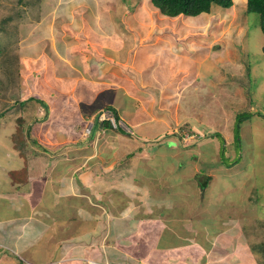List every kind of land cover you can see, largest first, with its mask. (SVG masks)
<instances>
[{"label":"rangeland","instance_id":"rangeland-1","mask_svg":"<svg viewBox=\"0 0 264 264\" xmlns=\"http://www.w3.org/2000/svg\"><path fill=\"white\" fill-rule=\"evenodd\" d=\"M43 1L45 5L38 9L40 1L33 0L29 7L22 8L19 17H15V12L21 7L17 4L18 0H0L2 36L3 25H9L7 29L10 30L7 31L10 35L18 36L21 50L16 49V60L10 65L12 71L4 73L0 59V79L9 84V81L17 76L20 98L34 99L30 102L27 100L17 112L13 110L7 115L0 114V176L3 169L18 167L20 164L9 138L17 125L16 118L21 115L25 118V126H31L29 133L39 147L30 144L32 152L29 151V158H33L39 168L42 163L47 166L51 164L52 171L58 177L61 176L59 166L66 171L67 167H70L67 175L63 176L64 179L57 182L61 187L68 185L76 195H73V198L77 201L80 199L79 202L83 204L91 202L94 209V199L97 198L102 210L111 215L116 214L113 216H118L126 208L131 210L130 212H136V237L132 240L120 238V230L117 229L115 234H118V237H114L110 223L105 225L106 233L92 239L96 244L102 245V248L109 244L116 245L122 256H129L128 264H264L263 254L256 255L253 252L259 247L258 243H264V233L258 234L259 231L257 233L254 230V224L264 222V36L258 26L257 15L243 16L246 1L233 0V5L226 10L214 8L203 16L182 15L170 20L167 17L160 19L162 15L149 0L144 1L142 5L138 0H120L117 5L113 0H89L100 12L96 18L101 19L96 27L107 24L104 21L106 17L112 27L118 30L124 29V25L129 26V20L130 23L139 21V24H142L146 16H150L153 28L146 34H154V28H158L164 31L162 46L167 47L169 43L175 44L176 41L172 51H178L180 56L175 59L166 57V61L173 63L174 68H182L183 75L179 74L177 78L182 77L181 82L188 83L182 89L183 96L173 97L171 103L167 101L169 107L163 109L164 112H153L158 110L157 107L148 110L150 117L157 122L154 126L150 125L154 128L147 132L151 133L150 137L141 136V133L146 131L144 127H132L124 116L125 122L119 118L118 125L126 135L109 139L113 148L110 145H101L100 148L97 146L96 151L108 153L104 162H100L103 158L96 160L94 157H85L86 153H93L95 148L91 149L92 145L87 140L86 143L77 144L79 126L52 131L48 126L55 124L54 119L52 123L47 124L44 119L49 120V111L45 114V108L34 102L35 99H41L48 109L61 111L56 114V120L58 116L61 122L57 124L64 126L69 123V118L72 120L78 113H68L73 108L77 107V111L83 109L89 114L101 101L104 103L99 109L101 114L102 110L106 111L110 105L109 96L102 95V86L96 87V91L78 93L71 73L66 71L65 66L52 63L53 59L44 47L49 40L48 36L51 39L54 37L63 40L64 35L68 33L65 26L62 27L63 21L60 19L51 27L49 19L52 20V14H45V7L54 12L59 11V18L61 12L79 9L83 0ZM114 2L117 3L115 0ZM120 4L126 8L125 17ZM38 11L44 13V23L48 25V29L45 26L41 29L43 33L39 30L41 27L37 28L35 21L29 18L30 14ZM84 17L85 23L95 19ZM25 20L26 22H23ZM247 20L250 23L249 28ZM17 23H20L19 33L15 32ZM93 24L92 20L91 25ZM90 32L93 31L87 30V35L83 34L82 37L89 36ZM171 33H177V37H172ZM142 40L146 41L147 37L144 36ZM30 44L36 47H31ZM38 46L40 49H36ZM86 49L90 50V46ZM196 49L200 51L197 52V57L193 58L191 54ZM168 50L170 51V48ZM168 50L166 51L169 52ZM131 53L132 49L130 55ZM51 75H54V79ZM101 76L103 77V74ZM247 78H250V81ZM183 84L180 85L183 87ZM178 87L181 90V87ZM96 92L98 94L94 97ZM82 100L84 102H81ZM110 100L115 104L128 103L123 90L111 94ZM2 101L6 100L0 97L1 105ZM176 102L180 103V107L173 106ZM167 105L164 102L159 109ZM243 112L253 115L234 129L235 116ZM83 122L86 125L83 134L86 136L89 118L85 117L80 123ZM159 126H165L166 133L154 137ZM216 133L222 137V143ZM236 133L240 138L238 149L233 142ZM168 134H175L177 138L181 135L182 139L178 141L176 137L168 138ZM211 134H216L215 137L218 138L209 137ZM206 135L208 137L204 138ZM165 138L171 139L174 144L167 147L163 143ZM64 141L67 142L63 143ZM220 143L226 156L233 160L238 157V164L231 168L208 169L207 175L211 176V181L204 196H201L196 188L194 174L199 175L200 168L212 167L218 162L216 154ZM59 152L69 154V159L60 163ZM221 154H224L223 151ZM186 162L188 169L185 168ZM52 179L56 178L51 177L50 180ZM179 179H182L183 183ZM183 184L193 193H189ZM100 189L101 195L98 194ZM2 200L0 195V208L3 210ZM12 202L19 204L22 201ZM55 207L58 213L59 206ZM61 214L63 215V212ZM49 219L46 221L49 222ZM122 222L125 224L124 221H119ZM40 228L41 238L30 244L29 250L26 246H21L16 248L18 256L12 251L2 254V257L9 259L6 260L7 264H17L19 261L24 264H36L38 261L44 263L43 261L55 258V245L59 243L56 238L63 237L65 230L62 226L48 230L47 226L41 225ZM75 230L76 228L72 227L69 236ZM125 233L129 234L130 231ZM2 237L8 239L7 235L2 234ZM53 237L56 239L54 242ZM10 254L15 259H12ZM88 255L90 253L87 252L86 256ZM98 260L103 261L104 258ZM83 262L86 263L85 260Z\"/></svg>","mask_w":264,"mask_h":264},{"label":"crops","instance_id":"crops-1","mask_svg":"<svg viewBox=\"0 0 264 264\" xmlns=\"http://www.w3.org/2000/svg\"><path fill=\"white\" fill-rule=\"evenodd\" d=\"M39 1L38 9L40 6L43 7L45 5L43 4V0ZM115 1H117V3L113 0L115 5L120 3V0ZM121 1L124 2V0ZM144 1L146 0H138V3L142 5ZM245 1L247 0H244V2ZM119 6L124 10L123 17H125V6L122 4ZM45 8V14L50 12L52 14V20L49 19L51 27L52 24L54 26V23H57L58 19H60L63 21L62 27L64 25L65 29L68 30L63 40L54 39V37L51 39L48 36L49 40L47 41V45L45 46L44 44L51 59H53L52 63L55 62L58 66H65L66 71L71 73L72 82L78 93L84 94V91H96V87L102 86V95L109 96V107H112L116 111L118 117L124 122L126 118L128 120L127 122L132 127H137L138 129L144 127L146 131L142 132L141 136L145 138L150 137L151 133L147 132L154 130L150 125L154 126L157 122L150 117L148 110L152 107H157L158 110L153 112H162L163 109L169 107L167 101L171 103L173 97L175 98L179 95L183 96L182 89L184 86L188 85L187 82H181L183 81L182 77L179 79L177 78V76L183 75V69L174 68L173 63L166 61V57L175 59V57L180 56L178 51H172V48L176 45V41L175 44L169 43L167 47L162 46L164 31L158 28H154V34L147 35L146 33L150 31V28H153L151 20L149 19L150 16H146V20L142 21V24H139V21L130 23V20L128 21L129 26H125L122 23L124 29L119 28L118 30H116V27H112L108 20L109 18L106 17L104 21L107 22V24L96 27L98 25V20L101 19L96 18L97 14L100 12L89 0H83L80 8L75 11L69 10V12H61L59 18V11L56 10L54 12L51 11V8ZM43 14L44 13L38 11L34 15L30 14L29 16V18L35 21L34 24H36L37 28L41 27L39 30L42 33L43 31L41 29L43 26L48 29V25L44 23L45 19ZM203 14L206 15V13ZM203 14L200 16H203ZM84 16L87 18H95L92 19L94 24L91 25V19L88 23L83 22L85 20ZM159 18L164 19V16ZM175 18L169 19L175 20ZM30 24L32 23L30 22ZM89 29L93 32H90L89 36L83 38V34L87 35V30ZM177 33H175V35L171 33L172 37H177ZM166 34L168 35V33ZM53 35L52 33L51 36ZM144 36L147 37V40L141 41V38ZM30 45L31 47H36L34 44ZM88 45L90 46V50L86 49ZM168 48H170V51ZM36 49H40V46ZM130 49H132L131 55ZM197 52L198 49L192 52L191 55L193 58L197 57ZM108 54H110V56L107 57ZM108 58H110V60ZM107 60L110 61L109 64ZM102 74L106 79L101 76ZM104 75L108 76L106 77ZM51 76H53L54 79V75ZM47 79L51 80V78ZM43 81L47 80L43 79ZM180 84H183V87ZM178 86L181 87V90ZM117 90H123L125 92L128 99L127 105H124L122 102L115 104L110 100V95L117 93ZM97 94L96 92L93 96L96 97ZM81 102H84V100ZM164 102L167 106L159 109V106L163 105ZM102 105H104V103L102 104L101 101L97 103L94 110L89 114L83 109L77 111V107L73 108V110L68 113H78L74 118L72 117V120L69 118V123L65 126L57 124V122H61V120H59L58 116L56 120V114H60L61 111L48 109L47 107L45 111H49L47 118L49 120L44 121H47V124H49L52 123V119H54L55 124L59 125L60 129H71L79 126L80 132L78 133L77 144L86 143L87 140L88 143L92 145L91 149L92 147L95 148L93 153L88 152L85 154V157H94L96 160H99L98 158H103L100 162H104L105 158H108V153L96 151L97 146L99 145L100 148L101 145H110L111 148H113V143L109 142V139H112L114 136L119 137L121 134L93 120L94 124L91 127L90 133L85 136L82 128L86 125H84V122L80 123L87 117L91 124L93 115L98 112ZM173 106L178 108L180 107V103L176 102ZM82 113L84 116H82ZM55 124H51L48 127L51 129V126ZM165 129V126L162 128L159 126L154 137H159L164 134L163 132H165ZM66 142L67 141H64L63 143ZM12 149L14 148L12 147ZM59 154L60 163H63V161L65 162V159H69V154H62L60 152ZM19 161L20 164L18 167L10 169L5 168L2 170L0 176V195H2L3 199V210L0 208V264H7L8 261L6 262V260H9L6 256L2 257L5 251H12L15 256H18L16 248L26 246L28 249L30 244L37 242L38 239L41 238V225L44 227L47 226L48 230L50 228L56 229L57 226H62L65 230V234L63 237L56 238L57 240L54 239V237L52 239V242L55 240L59 242L55 245V258L43 261L44 263L38 261L36 264H51L52 262L53 264H85L83 260H98L101 257L106 258L109 264H128L127 258L129 256L127 254L122 256L116 245L111 246V244H109L102 248V245L96 244L92 239L101 235V233H106L104 232L105 225L110 223L111 233L114 237H118V234H115L117 229L120 230V238H131L132 240L137 228V223L135 222L136 212H130L131 210H127L126 208V210H123L119 215L117 213L118 216H113L116 214L111 215L105 213L104 209L102 210L101 203L98 202L97 198L94 199L96 209L93 208L91 202H86L84 204L80 203V199L77 201L75 197L73 198L75 194L72 193L68 185L61 187L57 182L60 179H64L63 176L67 175L70 167H67V171L61 169L59 171L61 176L58 177L54 174V171H52L51 164L47 166L41 162L42 164L39 168V164L36 165V161L33 158L30 159L29 155L27 163L28 184L21 190H16L11 184L9 173L11 171H17L22 167L23 163H21L22 160L20 158ZM51 177H55L56 179L50 180ZM43 179L47 181L44 182ZM101 192V189L100 191L98 190L99 195H101ZM95 195L96 193H94V196ZM13 200H20L22 202L18 204L12 202ZM11 203L12 206H10ZM55 206H59L60 211L58 213H56L57 209ZM22 209L23 211H21ZM61 212H63V215ZM92 213L95 214L93 215ZM97 214L99 216H97ZM48 218H50L48 220L49 222L46 221ZM119 221H124L125 224H123V222L119 223ZM65 226L68 227L64 228ZM72 227H75L76 230L69 236ZM2 228H4L3 231ZM55 229L52 232H54ZM128 230L130 233H125V231ZM2 234L7 235L8 239H3ZM87 252L90 253V255L86 256ZM8 254L9 253H7V255ZM11 258L15 259L12 255ZM17 264L19 263L17 262ZM185 264L192 263L185 262Z\"/></svg>","mask_w":264,"mask_h":264},{"label":"trees","instance_id":"trees-1","mask_svg":"<svg viewBox=\"0 0 264 264\" xmlns=\"http://www.w3.org/2000/svg\"><path fill=\"white\" fill-rule=\"evenodd\" d=\"M149 2L152 4V6L155 9H157V11L162 16L167 17V18H175V17L182 16V15L195 17V16H200L203 13L209 14L211 12V10L214 8H220V9L226 10V9H229L233 5V0H149ZM31 3H33V0H18L17 4H20L21 7L17 12H15L14 16L19 17L20 13L22 11V8L24 6L29 7V5H31ZM245 10L246 11L243 12L244 17H249L251 14H255L258 16V26L260 28L262 35L264 36V0H247ZM1 22H2V20H1ZM23 22H26V20ZM20 23H22V22H20ZM20 23H17V30L15 31L17 33H19L20 26H18V25ZM247 24H248V28H249L250 23L248 20H247ZM9 27L10 26L7 24L3 25L4 36H2V29L0 30V33H1V35H0V59H2V70H4V73H5V71H12V69H11L12 66H10V65L12 63H14L13 61L16 60L15 59L17 56L16 49L20 50L18 36H16L15 34L10 35L9 31H7V30H10V29H7ZM11 30L13 31V29H11ZM198 51H200V49H198ZM262 53L264 56V42L262 45ZM16 75H18V73ZM232 80H233V78H232ZM247 80L250 81V78L249 79L247 78ZM250 84L251 83H249V85ZM250 87H251V85L249 86V88ZM0 91H1V93H0L1 99L6 100V101H2V105L0 104V114L2 116L7 115L8 112L12 113L13 110L15 112H17L20 110L22 105L23 106L25 105L27 100L29 102L34 100L33 98H28V99L26 98L25 100H22L20 98L21 95H20V89L18 87L17 76H15V78L12 81H9V84L5 83V81H2V79H0ZM248 92L250 93V90H248ZM2 94H4V96H2ZM34 102L39 104L40 106H43L45 108V110L47 109L45 102H42L41 99H35ZM15 104H17V106H14ZM107 108L109 110H111V112L115 115V117L118 116L116 111L112 107L107 106ZM45 114H47V112H45ZM45 114L43 115L44 118L46 117ZM258 114H259V112H258ZM251 115H253V114L249 113V112H247V113L243 112L240 115L235 116L234 129L238 125H240V123H242V121L246 120ZM16 122H17V125L15 126L14 132L10 134V142H11V146L16 151L18 157L22 160L23 165L17 171H11L9 173V178H10L11 184L14 186V188L16 190H21L23 187H25L28 184L27 163H28L29 151L31 149L30 144L36 145L37 147H38V145L36 144L35 140H32V136L29 133L31 126L30 125L25 126V118L21 115H18V117L16 118ZM103 123H104L103 126H106L107 128H111L107 121L103 122ZM57 129H60L59 125L55 124V125L51 126L52 131L57 130ZM83 129H84V127L82 128V130ZM62 130H61V132H62ZM114 131L118 132L121 135H126L125 132L120 128H116V129H114ZM190 134H192V133H190ZM216 134L220 136V134H218V133H216ZM216 134H211L209 137L218 138V137H215ZM166 136L168 138L176 137L175 134L174 135H166ZM203 137L207 138L208 135L203 136ZM180 138H181V135H180V137L177 138V140L179 141ZM218 139L221 141V143L223 142V139L221 136ZM233 142H234L236 149L240 148V146H239L240 138H239L238 133H236L234 135V141ZM163 143L165 145H167V147L168 146L170 147V144L171 145L174 144V142L171 141V139L167 140L166 138L163 140ZM221 143L218 147L217 154H216V157L218 158V162L215 163L214 165L212 163L211 164V165H213L212 167L206 166L205 168H202V169L200 168L199 169V175L194 174L195 175V181H196V183H195L196 188L201 193V196H204L207 188L209 187V182L211 181V176L207 175L208 169H210V168L213 169V167H215V168H217V167L231 168L232 166L238 164L237 163L238 157L236 156V158H234V160H233L229 156H226V152H225L224 148L222 147ZM222 151L225 155L221 154ZM211 152H213V151H211ZM213 155H214V153H212V156ZM215 159L216 158H214V160ZM185 164H186L185 168L188 169V165H187L188 163L186 162ZM58 168L62 169L60 166ZM177 181L178 180H176V182ZM179 181H181L183 183L182 179H179ZM187 183L188 182H186L185 184L187 185ZM183 186H184V184H183ZM186 187L188 188L189 193H193L189 190L188 186H186ZM204 198L205 197H203V199ZM254 199H255V197H254ZM213 201H214V199H213ZM254 225H255L254 230H256L257 233L259 231L258 234L264 233V222H262V223L258 222V224H254ZM258 246L259 247H257V249H255V250H253V252L256 255H257V253H259V254H263V256H264V243L260 242V243H258ZM250 253H252V252H250ZM18 263L24 264L22 261H19Z\"/></svg>","mask_w":264,"mask_h":264},{"label":"clouds","instance_id":"clouds-1","mask_svg":"<svg viewBox=\"0 0 264 264\" xmlns=\"http://www.w3.org/2000/svg\"><path fill=\"white\" fill-rule=\"evenodd\" d=\"M32 15H34L33 13H32ZM106 111H103L102 110V113L103 112H109V114L115 119V121H119V117L117 118V117H115V115L111 112V110H109L108 108H106L105 109ZM99 112H100V110H98V112H96L95 113V115H93V117H92V120H91V124H90V126L88 127L89 129H87L86 131H87V134L86 135H88L89 133H90V130H91V127H92V125L94 124V121L93 120H96L98 123H100V124H104L103 122H108L109 123V125H110V127H111V129L112 130H114V129H116V128H120L119 127V125H116V126H114V124L110 121V119H103V120H99V116H101V114H99ZM92 121H93V123H92ZM85 128V127H84ZM120 129H122V128H120ZM180 137V136H179ZM181 139H182V136H181ZM86 261V263L85 264H89V262L90 261H97V262H100V263H108L109 264V262L107 261V259L106 258H104V260L103 261H99V260H85Z\"/></svg>","mask_w":264,"mask_h":264},{"label":"built area","instance_id":"built-area-1","mask_svg":"<svg viewBox=\"0 0 264 264\" xmlns=\"http://www.w3.org/2000/svg\"><path fill=\"white\" fill-rule=\"evenodd\" d=\"M103 119H110V121L114 124V126L118 125V122L115 121V119L109 114V112H103L101 114V116H99V120H103ZM90 262H92L91 264H102V263L97 262V261H90ZM90 262H89V264H90Z\"/></svg>","mask_w":264,"mask_h":264},{"label":"bare ground","instance_id":"bare-ground-1","mask_svg":"<svg viewBox=\"0 0 264 264\" xmlns=\"http://www.w3.org/2000/svg\"><path fill=\"white\" fill-rule=\"evenodd\" d=\"M219 178V177H218Z\"/></svg>","mask_w":264,"mask_h":264}]
</instances>
